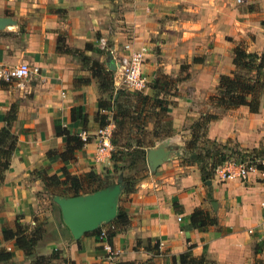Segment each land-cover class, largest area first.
Wrapping results in <instances>:
<instances>
[{
    "label": "crops",
    "instance_id": "0c3cea01",
    "mask_svg": "<svg viewBox=\"0 0 264 264\" xmlns=\"http://www.w3.org/2000/svg\"><path fill=\"white\" fill-rule=\"evenodd\" d=\"M0 19V71L20 63L37 70L20 84L0 78V130L8 126L15 137L0 180V248L11 257L5 264H32L33 257L24 256L13 241L1 240V227L14 222L32 227L34 217L45 222L34 256H51L48 264L58 257L68 264L108 263L94 231L74 239L59 208L45 198L41 175L58 176L61 169L70 175L108 174L115 184L119 177L134 179L125 201H116L127 220L109 240L116 263L168 264L170 256L192 245V256L205 264H264V176L250 172L242 181H222L211 159L239 153L264 163V100L256 113L245 106L223 111L208 102L218 77L233 71L232 42L247 52L264 53V0H0ZM58 37L59 46L69 52L56 50ZM98 39L116 56L124 46L143 54L144 96L153 95L148 86L158 74L176 78L182 64L189 66V77L176 85L180 95L171 99V133L141 149V173L135 172L136 161L129 166L122 161L116 174L110 155L107 161H94L96 115L111 116L98 110V101L108 102L112 110L122 108L125 97L107 96L113 63L98 48ZM205 113L217 119L190 144L193 126ZM106 126L112 133V122ZM152 126L148 119L129 128L139 136ZM80 133L86 142L66 156V136ZM157 150L163 154L151 169L147 154ZM119 186L117 198L123 193ZM198 208L214 218L215 227L202 232L189 226L188 216ZM148 241L158 244V254L144 250Z\"/></svg>",
    "mask_w": 264,
    "mask_h": 264
},
{
    "label": "trees",
    "instance_id": "16d2710c",
    "mask_svg": "<svg viewBox=\"0 0 264 264\" xmlns=\"http://www.w3.org/2000/svg\"><path fill=\"white\" fill-rule=\"evenodd\" d=\"M60 39L57 38L56 50L58 52H69L63 46H59ZM233 47L231 49V59L233 65V71L228 75H220L217 80L215 88V94L208 98V102L216 108H220L223 111L231 110L240 106L247 107L250 113H256L258 111L259 100H264V53H252L247 52L245 47L241 43L232 42ZM88 47L87 45L85 48ZM192 63H201V59L192 58ZM98 70V69H97ZM189 66L181 65L179 68V75L176 78H169L166 75L160 74L156 76L149 84L153 92L152 96H144L140 92H136L134 95V106L131 110L126 108L123 110L121 107H113L110 110V104L108 102L98 101L97 108L99 111H109L111 113L108 120L105 115H96V121L98 128L106 126L109 122L113 124V131L109 139L112 146L110 153V160L112 161V172L114 174L119 173L122 169L119 164L128 162V166L133 163V158H141L144 163L145 151L142 148L152 147L154 142L159 141L165 137H168L171 133V126L168 113L170 112V106L173 102L166 101L165 96L169 95L170 88L175 89L176 85L181 81L189 77ZM107 78L106 75L104 77ZM112 85V72H110V78ZM122 91H118L119 93ZM162 94L164 99L158 98ZM171 97H177V94L170 95ZM128 120L130 126H140L151 119L153 122L152 130L148 134L136 135L132 134V141L134 148L137 150L131 151L127 146L121 147L117 145L116 138L124 140L122 130L125 126V120ZM217 119V116L210 113H205L199 117L193 126V131L196 134H192L190 144H193L194 140L203 137L206 129V125ZM63 134L62 132L60 133ZM113 137L115 139H113ZM148 138V142L143 144L142 139ZM118 140V142H119ZM85 142H82L77 137L66 136V149L64 154L66 156L71 155L74 151L81 148ZM119 147H121L119 149ZM127 147V148H126ZM15 149V137L10 133L9 127L6 126L0 130V180L2 173L8 168L10 157ZM128 149V150H127ZM138 151V152H137ZM137 152L138 154L134 153ZM233 154V153H232ZM239 160H248L254 163L253 159H250L248 155H242L234 153ZM226 155H211L212 168L223 163ZM230 158V157H229ZM257 170L264 171V165H258ZM42 188L44 191L53 196L59 197H77L81 195L91 194L96 191H100L106 188H111L115 185L112 177L108 174L103 176L90 170L81 175H70L64 169L60 170V175L47 176L45 174L40 177ZM120 185L125 190L124 193H130L133 191L134 179L128 177H119ZM129 189V190H128ZM52 202V201H51ZM54 205V204H53ZM44 220L39 218H33V226L27 227L26 225L14 222L12 226L3 225L1 227V240L3 242L13 241L14 246L20 250L24 256L33 257L32 264H48L50 257L34 256V250L37 243L41 240L44 233ZM127 223L125 212L121 206L118 205L117 213L115 217L109 221L106 225L113 227V230H105L106 242L109 244L110 237L124 227ZM188 223L191 228L200 229L205 232L211 227H215L216 223L213 217H211L207 211L203 208L193 210L188 216ZM99 229L94 230V234L99 233ZM220 230V229H218ZM139 244V242H138ZM192 245H188L186 250L177 256H170L168 258V264H205L203 258H195L192 256ZM144 250L151 255L158 254V244L154 242L150 244L149 241L144 247ZM10 252L4 248H0V264H5L10 260ZM103 264V263H101ZM115 264H153L151 261L144 262H124Z\"/></svg>",
    "mask_w": 264,
    "mask_h": 264
},
{
    "label": "built area",
    "instance_id": "2783aa9c",
    "mask_svg": "<svg viewBox=\"0 0 264 264\" xmlns=\"http://www.w3.org/2000/svg\"><path fill=\"white\" fill-rule=\"evenodd\" d=\"M236 2H240L237 0ZM98 47L106 52L113 63L112 70V86L118 91L140 92L145 88L146 79L142 72L143 54L136 51H131L127 46L123 47V52L120 55L115 54V51L106 44L103 39H98ZM36 68H29L25 63H20L7 70L0 71V78L5 81H14L18 84L29 79L30 75L36 74ZM111 132L108 126L98 128L95 133V152L94 161L101 163L107 161L112 151L110 144ZM79 140L86 142L85 133L78 134ZM262 165L263 162H260ZM215 176L222 181L245 180L250 172H258L264 175V171L257 170L254 163L248 160H239L236 156L226 159L223 163L216 166L213 170ZM264 222V216L262 218ZM106 230V229H105ZM105 230L99 229L97 239L101 243L102 250L105 252L108 260L107 264H112V251L109 244L106 242ZM9 251V250H6Z\"/></svg>",
    "mask_w": 264,
    "mask_h": 264
},
{
    "label": "water",
    "instance_id": "95a60500",
    "mask_svg": "<svg viewBox=\"0 0 264 264\" xmlns=\"http://www.w3.org/2000/svg\"><path fill=\"white\" fill-rule=\"evenodd\" d=\"M3 21L0 19V27ZM162 154L160 150L148 152L147 161L151 169L155 159L160 158ZM119 187V184H115L111 188L85 196L53 198L54 204L59 208L63 224L74 239H78L84 233L93 232L101 224L108 223L115 217Z\"/></svg>",
    "mask_w": 264,
    "mask_h": 264
},
{
    "label": "rangeland",
    "instance_id": "374dc122",
    "mask_svg": "<svg viewBox=\"0 0 264 264\" xmlns=\"http://www.w3.org/2000/svg\"><path fill=\"white\" fill-rule=\"evenodd\" d=\"M237 1V0H236ZM241 1V0H240ZM236 3H239V2H236ZM225 40L226 41H228L229 42V40H231L230 38H225ZM230 43V42H229ZM107 44V43H106ZM97 46H98V43H97ZM99 48V47H98ZM103 51V50H102ZM105 52V51H104ZM143 58V60H144V56L142 57ZM144 63V62H143ZM182 65H185V64H182ZM158 75H160V74H158ZM157 75V76H158ZM169 78H172V77H169ZM107 80V79H106ZM147 86V84H145V87ZM113 88V87H112ZM111 88V90L109 91V93L107 94V96H108V98H110V100H111V98H112V95L115 93L116 94V92H118V90H115L114 88L112 89ZM175 89H173V88H170L169 89V91H168V94L169 95H166L165 96V99H164V97L162 96V94H160L159 96H158V98H160V99H164V100H166V101H170V102H172V100L171 99H173L170 95H172V94H174L175 93V95L177 94V97H178V95H180L178 92H177V86L176 87H174ZM135 93L136 92H132V91H127V90H123L122 92H119V93H117V94H120L121 96H125V97H122L121 98V103H120V105H122L123 107H122V109L123 110H125L126 108H128V110H131L132 108H133V105L135 104L134 103V96L133 95H135ZM148 122H150V121H148ZM125 126H124V129L122 130V135L120 136V137H123L124 138V140H119V138H116V140H117V145H119V146H121V147H125V146H127L128 148H130V147H132V143H133V141H132V137H133V133H132V131L130 130V128H129V126H128V120L126 119L125 120ZM151 123V122H150ZM110 137H111V135H110ZM113 139H115L114 137H113ZM118 140H119V142H118ZM149 140H148V138H145V139H142V142H143V144L145 143V142H148ZM205 146L206 147H208V148H210V145L209 144H205ZM121 147H119V149L121 148ZM126 147V148H127ZM128 150V149H127ZM138 152V151H137ZM137 152H135L134 153V155L135 154H138ZM256 157V156H255ZM197 158H199V155L197 156ZM133 163H134V161H136V165L134 166L135 168L134 169H136V173L138 172H142L144 169H145V167H144V163L141 161V158H138V155H137V158H133ZM261 161L260 160H255L254 161V166L255 167H257L258 165H261V166H263L261 163H260ZM126 163H128V162H126ZM133 165V164H132ZM133 169V170H134ZM264 176V175H263ZM126 190V189H125ZM125 190H123V193H122V195H121V197H118L117 199H118V201H117V204H119V202H123V201H125V199H126V195H125ZM129 190V189H128ZM45 193V198L46 199H48V201H49V203L53 200V197H59V196H53L52 198H51V195L49 194V193H47V192H44ZM63 198H67V197H63ZM53 202V201H52ZM51 202V203H52ZM54 212H55V214H57L58 215V211H57V209H55L54 208ZM105 225L106 224H101L99 227H100V229H103V230H105ZM58 257V256H57ZM112 261H114V260H112ZM116 262L114 261L112 264H115ZM50 264H68L66 261H65V258H62V257H58L57 258V260H56V262H51Z\"/></svg>",
    "mask_w": 264,
    "mask_h": 264
}]
</instances>
